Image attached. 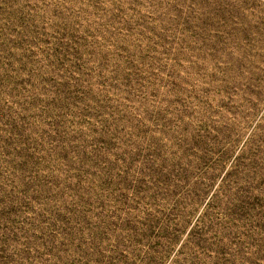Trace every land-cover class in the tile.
Wrapping results in <instances>:
<instances>
[{"label":"rangeland","instance_id":"1","mask_svg":"<svg viewBox=\"0 0 264 264\" xmlns=\"http://www.w3.org/2000/svg\"><path fill=\"white\" fill-rule=\"evenodd\" d=\"M0 264H264V0H0Z\"/></svg>","mask_w":264,"mask_h":264}]
</instances>
